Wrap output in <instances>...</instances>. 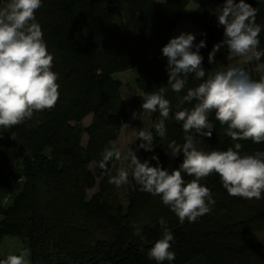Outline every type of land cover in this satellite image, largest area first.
<instances>
[{
    "label": "trees",
    "instance_id": "trees-1",
    "mask_svg": "<svg viewBox=\"0 0 264 264\" xmlns=\"http://www.w3.org/2000/svg\"><path fill=\"white\" fill-rule=\"evenodd\" d=\"M188 1L42 0L35 17L54 57L59 99L52 109L34 112L11 128H0V242L5 236L19 237L24 248L30 249V264H157L147 253L161 238L160 218L174 236L170 251L175 259L163 264H264V240L249 239L264 231V193L260 199L231 196L219 175L212 173L200 181L215 200L211 211L195 222L180 223L160 196L141 191L136 182L122 199L117 186L98 167L104 148L109 141L117 143L128 118L122 82L114 75L132 68L139 94L130 102L138 115L146 113L141 108L144 92L165 87L171 104L163 138L153 127L161 119L159 112L146 113L154 136L147 160L156 166L151 159L156 155L160 166L168 170L182 162L183 154L172 157L167 147L173 140L183 144L186 135L182 121L174 118L178 98L202 81L189 74L185 89L174 93L168 86L162 47ZM6 2L0 0V7ZM213 2L215 10L199 6L189 15L199 27L193 44L205 42L199 50L204 79L219 67L217 52L213 63L208 54L224 39L216 15L224 0ZM245 2L258 9L256 22L262 26L259 38L264 49V0ZM209 120L214 125L211 138L194 130L190 133L197 147L211 151L232 146L234 142L225 134L227 125H221L214 112ZM237 142L243 146L242 155L264 151V142ZM112 164L114 175L119 164L116 160ZM184 179L193 177L184 174ZM136 227L140 236L135 234Z\"/></svg>",
    "mask_w": 264,
    "mask_h": 264
},
{
    "label": "clouds",
    "instance_id": "clouds-1",
    "mask_svg": "<svg viewBox=\"0 0 264 264\" xmlns=\"http://www.w3.org/2000/svg\"><path fill=\"white\" fill-rule=\"evenodd\" d=\"M42 0H7L0 7V128H11L30 119L34 112L55 107L59 99L58 74L53 71L54 57L47 50L43 32L36 22L35 13ZM258 9L245 0H224L217 8L219 25L224 28V39L213 45L208 54L209 63L222 46L238 58L237 63L221 65L206 76L200 48L204 40L193 44L195 36L181 32L170 38L162 47L167 57L168 86L174 93L185 89L189 74L201 80L197 86L188 88L178 98L175 120L182 121L183 144L168 143L172 157L183 154L178 168H162L156 155L152 166L147 159L143 162L128 147L122 153L116 141H109L102 152L98 167L108 176L109 183L120 187L133 180L140 190L160 196L183 223L186 219L195 222L198 217L211 211L215 204L210 190L200 181L216 173L223 187L231 196L244 199H260L264 193V151L241 154V140L256 144L264 142V49L260 48L262 26L256 22ZM195 47V50L193 48ZM255 63L258 78H253L247 65ZM165 87L158 91L144 92L141 108L146 113L159 112L154 123L155 133L163 138L166 134L165 120L171 111L170 101L165 98ZM194 102V103H193ZM191 103V108L181 107ZM221 125H227L225 134L234 142L226 150L204 151L190 133L195 131L202 137L211 138L214 125L209 120L213 113ZM128 128L127 123H123ZM139 148L151 151L154 136L151 130H137ZM113 160L127 161L128 167H120L112 174ZM184 174L193 179L185 181ZM161 238L155 240L148 250L149 259L157 264L175 259L170 251L173 233L167 222L160 218ZM140 236V228H135ZM141 239L143 237L141 236ZM30 249L18 254L9 253L0 264H30Z\"/></svg>",
    "mask_w": 264,
    "mask_h": 264
},
{
    "label": "rangeland",
    "instance_id": "rangeland-1",
    "mask_svg": "<svg viewBox=\"0 0 264 264\" xmlns=\"http://www.w3.org/2000/svg\"><path fill=\"white\" fill-rule=\"evenodd\" d=\"M199 6H207L211 10H215V3L213 0H189L188 4L184 9V15L178 21L175 29L171 34V38L179 35L181 32L191 33L196 36L199 33V27L195 25L189 15ZM219 58V66L228 64L237 63L238 58L234 57L231 53L228 52L226 46H222L219 51H217ZM255 63L247 65V69L253 78L257 75L255 72ZM115 79H120L122 82L121 94L124 98L127 110H128V118L125 123L128 124V128L122 127L120 131V135L118 137L117 145L121 148L122 153H127L128 147L131 148L136 156L144 161L148 159V151L145 149L139 148L138 145L141 143L140 139L137 136V130L140 129H148L152 128V119L146 114L141 113L137 114L136 110L132 106L130 100L133 96L139 94L138 87L135 82V71L134 68L128 69L122 72L115 73ZM80 92V91H79ZM78 92V93H79ZM76 99L75 102H77ZM90 121V115L84 118V122L88 123ZM119 168L120 167H128L127 161H118ZM93 171H95L94 165H91ZM97 181L100 180L99 174L95 172ZM135 181L133 180L131 174L129 175V182L120 187H117V190L122 199H125L128 190L133 188ZM95 191V188L91 190V192ZM250 240H264V231L256 232L250 235ZM23 246V247H20ZM24 248V243L21 241L19 237L14 236H5L0 242V257L5 259L9 253L18 254L20 250ZM30 260V257H29Z\"/></svg>",
    "mask_w": 264,
    "mask_h": 264
},
{
    "label": "crops",
    "instance_id": "crops-1",
    "mask_svg": "<svg viewBox=\"0 0 264 264\" xmlns=\"http://www.w3.org/2000/svg\"><path fill=\"white\" fill-rule=\"evenodd\" d=\"M20 247H23V246L20 245Z\"/></svg>",
    "mask_w": 264,
    "mask_h": 264
}]
</instances>
